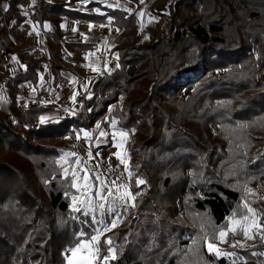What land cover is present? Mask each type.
<instances>
[{"label":"trees","instance_id":"1","mask_svg":"<svg viewBox=\"0 0 264 264\" xmlns=\"http://www.w3.org/2000/svg\"><path fill=\"white\" fill-rule=\"evenodd\" d=\"M7 1L8 13H17L4 31L17 39L28 29L17 5L57 26L65 18L110 25L117 65L79 96L77 110L41 123L56 109L23 108L18 88L37 83L42 60L18 53L26 70L8 78L10 112L0 109V264H65L88 219L73 216L76 189L59 164L63 146L44 140L74 139L112 120L128 134L135 207L101 238L100 260L111 237L116 259L109 264H264V243L232 246L219 257L208 248L246 202L264 226V199L251 201L249 192L264 189V0H176L170 36L146 43L137 40L136 14L119 7ZM64 35L57 28L42 53L53 74L67 47H84ZM1 42L0 57L14 52Z\"/></svg>","mask_w":264,"mask_h":264},{"label":"rangeland","instance_id":"2","mask_svg":"<svg viewBox=\"0 0 264 264\" xmlns=\"http://www.w3.org/2000/svg\"><path fill=\"white\" fill-rule=\"evenodd\" d=\"M175 1L176 0H143V2H141V0H130V2H125L124 0H98L97 2H100L106 7H119L127 12H134L137 16V40L140 43H146L151 37L158 34L165 38L170 36L171 13L169 8H171L170 5ZM89 2L93 1H78L75 4V7L82 8ZM5 5H9L8 1L0 0V34L2 33V36L6 38L7 47H9L10 50L15 51L16 47L19 46V43L17 42L14 44L11 39L4 36V27H6L7 24L10 25V20H6L5 16L2 17L3 14L6 15L5 12H8V10L5 11ZM17 8V10L22 11L23 14H28L25 5L18 6ZM91 11L101 12L98 8L91 9ZM9 13L10 18H14V15L16 16V12L12 11ZM11 21H13V19ZM114 35L115 29L110 26H95L91 28L82 26L77 34L71 36L67 35L66 40L75 41L78 39L91 42L93 48L84 52L68 51L64 55V61L62 64L65 67L70 68L72 72L63 70L61 73L62 80L57 81L52 79L49 84H44L43 80H41V88L43 91L45 90L47 92L44 103L53 105L54 108H56L55 112L46 114L43 117L51 118L70 115L72 111L78 109L80 105L78 98L89 88L90 84L101 77L102 72H110L115 68L117 65L115 55H110ZM21 42H25V40H22ZM19 47L22 48L21 46ZM2 50H4V46L1 51ZM37 50L38 51L35 52V54L33 53L35 58L40 56L41 50ZM32 51L33 49L29 48V52L31 53ZM6 55L8 56L9 54ZM6 55L1 56L0 60H4ZM3 60H1L2 63L6 61V59ZM42 65L44 68V64ZM4 68L6 67L2 66L0 68V75L2 76V78L0 77V109L4 113H9L11 98L5 88L8 79L4 74L8 71H5L6 69ZM15 71L16 70L10 68L8 73H14ZM33 93L34 90L31 89V93L26 92L24 95L30 98V94ZM124 98L125 96L121 95L119 97V102H122ZM85 133H88V136H85ZM101 133H104V135H101ZM77 136L80 138L77 139ZM77 136L74 139L66 137L61 140L57 139V141L56 139L44 140V142L52 143L59 141L58 143L63 146L59 164L63 168L64 175L67 170V175H70L74 180L73 173L76 174L75 182L77 183L79 190L75 188L76 194L70 196V207L73 203V196L78 198H87L89 196L95 198V191L99 187L100 181L106 182L107 187L113 188L114 194H116L115 189L117 186H123L119 188L120 192H130L131 195L134 196L128 177V157L126 152V142L128 139L127 132L119 128L115 120H112L107 127H103L101 130L98 129L97 124L90 131L81 130L77 133ZM70 153L74 155H69ZM121 161H123V163H121ZM97 176H99V180H97ZM113 181L116 182V185L112 184ZM249 192L251 194V201L264 199V189L250 190ZM106 194L107 188H105V195ZM133 202L134 201H129V203ZM77 206H79V204ZM249 208L254 210V208L246 202L243 212L235 213V215H231L228 218L226 225L218 234V241L216 243H208V248L210 244L213 246L212 252L216 254L217 251L220 253H228L229 251L227 250L233 245H237V242L244 245L242 248H248L264 243V240H261L259 235L254 239L246 240L243 233L238 232L233 234V232L229 231L230 228L237 227V222L239 221L250 232L259 231L261 235H264L263 227H257L258 225L262 226L261 216L255 210L254 213H250L248 210ZM71 210L74 217L78 218V216L81 215L85 219H88L87 231H81L88 234L86 235V239H90L91 236L95 234L94 228L96 225L92 223L93 215H95L97 219H103L108 225L111 224V220L113 219V216L109 215L107 211H105L103 215L99 212H90L86 216L84 215L83 210L77 212L74 211L72 207ZM116 211L121 214V219L116 226L117 228L126 216L125 213L127 211H124V206H118ZM245 217L248 219L245 220ZM221 231L227 233L224 241L220 239ZM231 235L234 236L233 239L230 238ZM69 258L72 260V264H86V261L90 259V255L87 252L82 253L77 251V254L73 256L71 250H69L65 254V264H68Z\"/></svg>","mask_w":264,"mask_h":264},{"label":"crops","instance_id":"3","mask_svg":"<svg viewBox=\"0 0 264 264\" xmlns=\"http://www.w3.org/2000/svg\"><path fill=\"white\" fill-rule=\"evenodd\" d=\"M47 1L52 2V3H65V2H68L70 0H47ZM79 1H84V0H79ZM89 1H91V0H89ZM92 1H94V0H92ZM124 1L130 2V0L129 1L124 0ZM18 6H21V5H18ZM18 6H16V8ZM19 12H21V14L23 16H26L25 20L23 21V24L28 26L27 34L25 36H23L21 39H17L15 37H13L10 33L4 32V36H6L8 39H11L14 42V44L18 42L19 43L18 45L21 46L22 48H20L17 45L18 47H16V50L14 52L9 53L8 56L6 55V57L4 58V60L6 59V61L0 65V68L2 66H4V67H6V68H4V69H6L5 71H8V72L10 71V68H12L13 70H16L14 73H8L7 72L4 74V76L7 77V79H8L12 76L23 73L26 70V65L21 60V58L18 56V53L27 54L28 55L27 57H23L26 60H28L30 58H33L34 60H42L40 65L37 68V73H38L37 83L34 84L33 82H24V83L20 84L19 88H18V98L23 100L24 104L22 107L26 108V109H33V108H38V107L54 108L53 105L44 103V100L46 99V96H47V92L45 90L44 91L42 90L41 85H40L41 80H43L44 84L45 83L49 84L52 79H55L57 81L62 80V74L61 73L63 70H68V71L72 72V70L70 68H67L62 64L64 61V55L68 51L84 52V51L91 50L93 48V44L91 42L78 40V39L75 41H68V40H66L67 35L71 36L73 34H77V32H79L80 27H82V26L95 27V26H110V25L93 23V22L78 20V19L65 18L57 26L54 23H51L49 21L40 22L38 20H33L30 17L27 18L28 17L27 14L26 15L23 14L22 11H19ZM94 12H97V11H94ZM5 14L10 16V13H8V12H5ZM6 15L3 14L2 17L6 16ZM15 17H16L15 15H14V18L12 17L13 21H11L12 19H10V22H9L10 25L7 24L8 29L15 23V21H16ZM45 25H47V27H45ZM57 28H59L61 31H63L65 33L64 38H65L66 43L83 44L84 47L83 48H76V49L67 47L66 53H64V55H63V59L61 61H56V64L61 66L62 69L59 70L56 74H53V73H50L48 71V67L46 65V62H44V59L42 57V53L47 51L48 37L51 33L56 32ZM73 29H75V31H73ZM0 39L2 41H4V43L7 45V40L5 37L2 36V33L0 34ZM1 40H0V44H2ZM22 40H25V42H21ZM2 48H3V44L0 45V51ZM29 48L33 49V51L31 53L29 52ZM37 49L41 50L40 56L38 58H35L33 55L35 54V52L38 51ZM110 55H112V54L110 53ZM13 58H15V59H13ZM1 60H3V59H1ZM42 64H44V66H45L44 68H43ZM102 74H103V72H102ZM0 77L2 78L1 75H0ZM1 78H0V82H1ZM31 89L34 90V93L30 94V98L26 97L24 94L26 92L31 93ZM54 109H56V108H54ZM49 113H52V112H48V113L41 115L40 119H41V117H43Z\"/></svg>","mask_w":264,"mask_h":264},{"label":"snow or ice","instance_id":"4","mask_svg":"<svg viewBox=\"0 0 264 264\" xmlns=\"http://www.w3.org/2000/svg\"><path fill=\"white\" fill-rule=\"evenodd\" d=\"M143 2V0H141ZM5 11L8 10V5H5ZM26 15V13H25ZM111 23V21H109ZM47 27V25H45ZM91 27V26H90ZM75 31V29H73ZM15 59V58H13ZM74 98V97H73ZM48 122V118L41 117V123ZM85 136H88V133L84 134ZM101 135H104V133H101ZM80 137L77 136V139ZM74 155V154H69ZM123 163V161H121ZM67 170L65 171V176H67ZM131 175V173H130ZM74 180L72 187L77 188L79 190V187L77 183L75 182V176L76 174L73 173ZM97 180H99V176H97ZM143 180H137V185L143 184ZM113 185H116V182H112ZM123 186H117L115 189V193L113 192V188L107 187L106 182L100 181L99 187L95 191V198L87 197V198H78L76 196L72 197L73 203L71 207L74 211L80 212L83 210L84 215H88L90 212H99L101 215L107 211L109 215L113 216V219L111 220V224L108 225L104 222L103 219H97L95 215L92 217V223L96 225L94 228L95 234L91 236L90 239H86V234L84 232H81L78 234L77 239L81 242L73 249H71L72 255L75 256L77 254V251L80 252H87L90 255V259L86 261V264H109V260H115V248L113 247V241L111 237H108L106 240H104V244L107 246V252L109 255L104 256L103 260H100V242L101 238L104 237L107 233L111 232L113 229L116 228L117 223L121 219V214L116 211V208L118 206H124V211H127L128 207H135L134 203H129V201H134L135 196H132L130 192H120L119 188ZM105 188H107V194L105 195ZM67 195V193H66ZM138 195V193H137ZM79 204V206H77ZM250 213H254V210L249 208L248 209ZM235 215V213H233ZM245 220L248 218L245 217ZM258 228L264 227V226H257ZM229 231L233 232V234H236L238 232L243 233L245 239H254L257 235L260 236L261 240H264V235H261L259 231L257 232H250L248 229H246L243 224H241L239 221L237 222V227L230 228ZM227 233L221 231L220 233V239L224 241V238L226 237ZM237 245L240 247H244L243 244L237 242ZM237 245H233V247H236ZM213 250V246L209 245V251ZM220 255H229V253H220L217 251V256ZM253 255H256V253H253ZM67 258V257H66ZM68 264H72V260L68 259Z\"/></svg>","mask_w":264,"mask_h":264}]
</instances>
